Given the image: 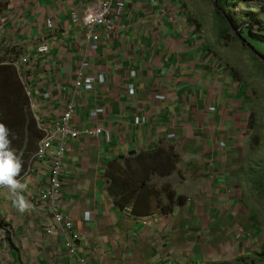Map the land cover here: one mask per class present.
<instances>
[{
	"label": "crops",
	"instance_id": "1",
	"mask_svg": "<svg viewBox=\"0 0 264 264\" xmlns=\"http://www.w3.org/2000/svg\"><path fill=\"white\" fill-rule=\"evenodd\" d=\"M123 1L125 11L112 21V31H94L95 51L81 24L92 0H8L0 19V69L11 68L0 75H12L23 101L11 63L27 59L22 73L36 100L49 94L47 105L56 114L73 97L75 126L104 131L98 139L70 142L64 161L58 205L74 222L77 254L91 264L249 259L260 229L251 181L261 180L263 168L250 145L257 117L252 93L217 53L219 47L212 48L192 0ZM235 8L249 13L245 19L235 15L238 23L264 20V0ZM83 62L88 74L103 76L104 84L91 94L74 95V75ZM95 108L104 114L92 120ZM161 147L179 156L182 181L175 192L184 205L169 216L120 208L111 197L110 164L124 165L123 160ZM48 171L49 162H35L18 180L22 191L0 188V264H79L64 246L70 239L66 231L56 228L47 235L53 215L39 197ZM17 194L28 204L23 212Z\"/></svg>",
	"mask_w": 264,
	"mask_h": 264
},
{
	"label": "trees",
	"instance_id": "2",
	"mask_svg": "<svg viewBox=\"0 0 264 264\" xmlns=\"http://www.w3.org/2000/svg\"><path fill=\"white\" fill-rule=\"evenodd\" d=\"M251 0H216L218 9L215 7L213 11L215 18L219 20L221 26L220 39L231 40L239 43L242 48L249 52L254 60L264 70V63L260 59H264V20L253 19L250 24H240L235 17L229 12L235 5L247 3ZM211 3L212 0H209ZM224 4V6H223ZM253 22L257 23V29L252 27ZM231 33H234L231 35ZM231 37V38H230ZM254 53V54H253ZM10 68V67H8ZM0 69V74L9 69ZM11 69V68H10ZM262 70V71H263ZM0 81V108H7V117L11 124L8 126L10 133L13 129H19L18 133H11V147L16 154L22 159V152H25L27 143L28 130L29 137L37 134L35 126L32 122L30 128L26 126L27 120L23 112L27 110V104L22 99L21 89L14 85L13 80ZM3 103H6L5 105ZM30 121L31 118L29 116ZM3 121H0V123ZM254 123V121H252ZM12 126V128H11ZM11 128V129H10ZM31 129V130H30ZM13 136L15 138H13ZM38 139V138H37ZM124 165L118 161L113 162L108 167L107 178L111 185V197L120 208H133L141 212L144 216L161 214L169 216L174 212L176 207H181L185 203V199L178 196L170 185H164L160 189L152 186L154 179L167 180L176 173L179 175L177 165L179 156L173 148H157L149 153H142L128 160H123ZM29 162L27 158L23 161L20 172L16 179L19 180L28 170ZM264 167V164H263ZM263 171V172H262ZM263 179L255 185L264 197V170L261 169ZM5 185H0V188ZM0 227L2 225L0 224ZM262 256V254H260ZM237 260L235 262H242ZM255 264H264V257Z\"/></svg>",
	"mask_w": 264,
	"mask_h": 264
},
{
	"label": "built area",
	"instance_id": "3",
	"mask_svg": "<svg viewBox=\"0 0 264 264\" xmlns=\"http://www.w3.org/2000/svg\"><path fill=\"white\" fill-rule=\"evenodd\" d=\"M154 1L155 0H149L151 3ZM123 11H125L123 0H92V3L87 7L81 19L82 26L87 30V42L91 51L96 50V43L98 42V36L94 31L96 29H103L106 33H110L112 31V21L119 20ZM76 22L77 20L73 19V23ZM47 28L51 29V25L47 24ZM26 65L27 59H21L20 61L11 63V67L15 71L25 97L28 114L35 123L36 130L41 134V140L37 146L32 163L38 161L49 162L47 184L39 197L40 202L50 208L53 215L54 227H51L47 231V235H54L56 228L66 231V233L70 235V239L64 244L67 252L77 257L79 264H91L77 254L75 244L80 238L75 232L74 222L69 216L61 213L58 204H60L62 193L63 168L68 145L72 141L83 138L98 139L102 136L104 131L101 128H78L75 126L74 120L77 114V106L72 99L73 97L64 109L56 114L52 113L51 108L47 105L48 102L51 103L49 94L44 93L40 95L39 101L36 100L27 86V78H25L22 73L21 67H25ZM89 70V65L83 62L76 71L71 90L74 95H76L77 92H82L87 95L91 94L95 86L104 84L103 76L92 74V72L88 74ZM131 77H135V74H132ZM129 93L133 95V87H130ZM157 100L162 102L165 101V98L158 97ZM43 105L44 107H42ZM103 114L104 110L102 108H95L91 112L90 118L96 120ZM31 166L26 175L30 174ZM85 220L86 222L90 220L89 214H87Z\"/></svg>",
	"mask_w": 264,
	"mask_h": 264
},
{
	"label": "rangeland",
	"instance_id": "4",
	"mask_svg": "<svg viewBox=\"0 0 264 264\" xmlns=\"http://www.w3.org/2000/svg\"><path fill=\"white\" fill-rule=\"evenodd\" d=\"M201 1L202 0H192V2L194 4H196L195 6L199 9V10H195V12H196L195 17H198L197 20H198V22H200L202 24L203 29H204V33H206L207 38L208 37L210 38V39L208 38L209 41L213 42L212 48L216 51V49L219 47L217 50V53L221 54L222 58L224 60H226L228 65L234 70V73L236 74V76L240 77L242 79V81L245 83L246 87H248L252 93V101H253L254 105L256 106L255 110H256V116L257 117L255 120V125H254V123L252 124L253 130H251L250 136H249L250 137V143H251L250 145L252 146V148L257 150V157H256L257 159H255V160L257 162L261 161V165L263 166V164H264V70L259 65V63H257L254 60V58L251 56V54L249 52L245 51L239 43L232 42L231 40L225 41V40L220 39L219 34H220L221 26L219 24V20L215 18L216 13H213V11L211 9V7L214 5H212V4L210 5L209 0H206L207 1L206 4L201 3ZM7 4H8V0H0V19H1V16H2L4 9L7 6ZM201 8H206L208 10L207 11L204 10L206 12H202ZM229 12L234 17H236V16L238 17V15H239L241 17V19H245V16H242L243 14H249L248 11L242 12L241 9H239V8H235V10H230ZM253 18H255V17H250L249 19L252 20ZM242 22H246V21L240 20V24ZM257 26H258L257 23L253 22L252 27L255 28V30L257 29ZM233 34L234 33H231V35H233ZM10 75L11 74L5 75V76L0 75V81L9 80L8 76H10ZM3 104L5 105L6 103H3ZM25 104H26V101H25ZM8 107L0 108V121H3L1 123L4 124L7 128L11 124V122L9 121V118L7 117V108ZM23 115L26 116V120H27L26 126H28L30 128V124L32 125L33 121H30V119H29V114H28V111L26 110V106H25V110L23 112ZM33 124L35 126L34 122H33ZM11 128H12V126H11ZM19 129H13L11 133H13V132L18 133V132H20ZM35 129H36V127H35ZM29 132H33V131L28 130V134L26 137L28 145L25 148L26 149L25 152L24 151L22 152V159H21L22 163L24 160H26V158L28 161L30 160L26 174L29 171V168H30L31 163H32V159H33L35 152H36V149H37V146L39 144V141L41 140V134H39L38 131H37V134L35 136H34V134H32V136H30V137H29V135H30ZM33 165H34V163H32V166ZM32 166H31V168H32ZM262 169L264 170V167ZM181 178H182V176L180 177V175L179 176L173 175V178L170 180L154 179L151 184H152V186H154L157 189H160L164 185H170L173 188V190L175 191V189L177 188V184H180L182 181ZM261 178L263 179L262 175H261ZM251 182H253L251 191L254 192V195H252V197H254L256 194V196H255V199L257 200L256 211H258L257 215L260 218V221H259L260 222V229H259V234H258L259 238L257 240H255V243L257 244L256 245L257 249H256V253L250 254L251 257L249 259L243 257L242 260H244V261L233 262L232 264H255L257 262H252V261L259 260L261 257L262 258L264 257V197L261 195L260 190L258 188H256V186H255L256 184L257 185H260V184H258L257 182H254L253 180ZM258 196H260V197H258ZM248 202L249 201H246V204ZM132 211L135 212V210L133 208H132ZM136 212L138 214L143 215L141 212H138V211H136ZM240 240H241V238H240ZM260 254H262V256H260ZM236 260H238V259H236Z\"/></svg>",
	"mask_w": 264,
	"mask_h": 264
},
{
	"label": "clouds",
	"instance_id": "5",
	"mask_svg": "<svg viewBox=\"0 0 264 264\" xmlns=\"http://www.w3.org/2000/svg\"><path fill=\"white\" fill-rule=\"evenodd\" d=\"M10 135H12L10 130L0 123V185H6L16 193L18 189L22 191L25 186L16 179L21 170L22 161L11 147ZM17 201L21 212L27 210V202L18 194Z\"/></svg>",
	"mask_w": 264,
	"mask_h": 264
},
{
	"label": "water",
	"instance_id": "6",
	"mask_svg": "<svg viewBox=\"0 0 264 264\" xmlns=\"http://www.w3.org/2000/svg\"><path fill=\"white\" fill-rule=\"evenodd\" d=\"M212 5H214V7L216 8V9H218V6H217V2H216V0H212ZM254 54V53H253ZM263 63H264V60L263 59H260ZM135 154H131V156H134Z\"/></svg>",
	"mask_w": 264,
	"mask_h": 264
}]
</instances>
